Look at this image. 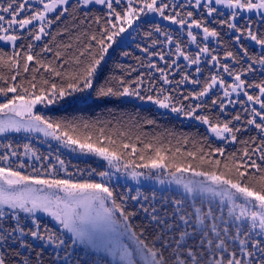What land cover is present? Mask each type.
Returning <instances> with one entry per match:
<instances>
[{
  "label": "snow or ice",
  "instance_id": "1",
  "mask_svg": "<svg viewBox=\"0 0 264 264\" xmlns=\"http://www.w3.org/2000/svg\"><path fill=\"white\" fill-rule=\"evenodd\" d=\"M37 3L42 8L34 7ZM114 3L121 5L122 0H75V3H70V0H0V42L13 49L11 55L0 49V81L3 82L0 85V97H3L0 102V117H4L0 118V134L22 130L42 132L45 137L50 136L66 146H76L72 148L73 151L78 148L81 152L102 157L117 172L123 168L133 179L154 173L166 175L170 178L169 183L183 188L184 195L171 202L170 217L167 212L161 217L153 207L151 220L155 221L158 230L146 234L144 229L139 232L133 229L129 220L135 213L127 211L123 206L125 197H121V203H117L114 190L107 183L93 180L74 182L71 173L62 178L56 173L54 165H50V170L46 169L44 175H26L19 170L25 167L24 163H20L17 169L11 163H6V166H0V264H44L42 254L35 252L33 241L42 242V247L47 245L62 249L66 246V241L55 233L48 232L47 229L41 230L40 222L35 217L37 211L52 216L63 229L71 233L73 245L79 243L87 248L103 251L112 256L116 264H264V80L254 83L242 78L255 71L253 65L264 67V53L250 56L248 49L241 43L243 37L264 49V34L257 35L250 26L242 29L235 23L242 12L264 14V0H186L188 6L198 11L206 10L207 16L213 18V23L226 25L228 29L238 33L234 40L242 49L243 57L250 61L247 68L239 70L229 63H221L218 55L213 54L215 49L210 48L207 43L201 46L197 42V34H194L193 29L202 30L205 41L210 37H220V32L210 27L203 18L204 11H200L201 18H194L193 11L182 13L176 10L177 7L184 8L185 4H173L174 14H166L169 4L163 0L159 4L158 0H127V6L122 11H117ZM90 5L105 6L108 9V19L100 31L92 33L88 37V43L75 52L69 54L67 51L57 50L53 59L46 60L42 58V53L53 51L48 44L40 52H33L32 43L27 44L26 51H22L25 48L23 44H17V41L25 38L21 34L25 30L32 40L40 41L42 37L49 35L46 29L69 13L70 8L72 14H75ZM214 5L229 9L230 19L216 20L213 14L218 13V10ZM49 13L56 15L49 18ZM147 13H158L164 20L171 21L182 29L186 26L190 42L195 43L199 49L193 54L183 51L180 42H174L171 35L162 34L166 43H175L177 57H183L188 66L196 65L197 74L201 73V57L210 60L213 67L218 69L216 74L205 79L200 91L189 94L192 99L206 97L218 85L224 90L223 97L219 98V110L222 113L226 110L224 98L230 97L232 93L237 96L242 93L251 105H259L257 109L239 101L246 114V125L254 126L259 133L258 137L246 140H238L237 134L247 132L248 129L243 125L238 127L233 124V121L242 120L240 113H236L231 120L220 121L217 118L213 123L207 115H196L197 109L201 108L199 103L188 105L187 110L183 106L171 107L172 112L194 116L208 125L217 138L242 144L240 154L230 153L222 161L213 159L212 156L213 153L224 156V148L205 151L203 146L186 152H181L178 147L169 154L171 150L164 147L158 139L140 141L142 146L138 148L136 143L124 142L123 139L118 142L107 135L103 127L96 129L98 135L94 137L80 131L81 127L85 130L94 128L92 124L46 119L33 112L41 104L46 107L59 102L88 105L111 101L113 98H136L168 108L169 103L165 101H169L170 96L161 99L159 95L154 98L153 95L142 94L152 91L151 86L142 87V79L130 82L112 76L103 83L97 82L101 64L109 49L117 42L116 37L127 30L125 25L131 27L135 19ZM84 14L88 15L87 12ZM218 15L223 16L224 13L219 12ZM100 19L96 17L98 24ZM34 22H39L38 28ZM155 31L162 32L158 26ZM76 39L79 40V37ZM217 42L222 41L218 39ZM152 43L155 45L157 41L153 40ZM57 48L68 50L72 48V44H59ZM164 58L160 54V59ZM61 59L62 63L57 64L56 61ZM229 59L236 64L241 62L237 53L225 50L224 60ZM172 65H177V61L172 60L167 66L171 68ZM5 69L10 76L3 74ZM219 69L232 78V84L226 83ZM157 71L161 73L164 84L171 83L163 68H157ZM44 73L48 74L47 78ZM24 74H29L31 78L28 79ZM53 77L58 80L52 79ZM184 82L201 84L199 79L190 80L187 74H183L177 83ZM253 88L258 89V94L249 93L248 89ZM164 91L163 87L156 89L157 93ZM228 102L237 103L231 99ZM217 103V100H212L213 105ZM119 135L123 136L122 133ZM136 139L140 140L139 137ZM8 147L11 148V145ZM24 149L25 154L32 152L35 155L29 145H24ZM10 155L14 157L17 153L12 151ZM132 156H136L141 163L130 159ZM36 159L41 157L36 156ZM9 160L8 153L0 155V162ZM59 164L67 172L64 161L60 160ZM136 169H145L147 172ZM98 175L105 178L111 174L101 171ZM197 177L201 179H194ZM160 182L164 183V180ZM39 193L44 195H38ZM127 198L139 201V195ZM216 198H219V202L213 207ZM109 201L111 207L107 206ZM6 208L9 211H5ZM144 211L148 212V209L144 208ZM21 212L31 219L30 227L25 224V217H21ZM118 225L122 226L120 235L127 234L132 241L131 245L119 241L113 244L111 235L117 232ZM13 245H18V248H13ZM6 248L14 253L13 259L7 258L4 251ZM20 249L27 250L28 254ZM33 252L35 258L32 256ZM57 258L59 259V253ZM64 264H70L67 257L64 258Z\"/></svg>",
  "mask_w": 264,
  "mask_h": 264
},
{
  "label": "trees",
  "instance_id": "2",
  "mask_svg": "<svg viewBox=\"0 0 264 264\" xmlns=\"http://www.w3.org/2000/svg\"><path fill=\"white\" fill-rule=\"evenodd\" d=\"M6 2V0H4ZM70 3H75V0H71ZM34 7L42 8V5H35ZM115 7V6H114ZM181 9V8H180ZM193 8H182L181 12L193 11L194 18H201L200 14L196 13ZM117 11H122L121 8H117ZM85 12L88 13L85 16ZM108 10L99 5H91L86 9H82L75 14H72L71 8L69 13H66L65 16L61 17L59 21H54L51 27L47 28L49 32L48 36L42 37L40 41H34L31 37L28 36L27 31L25 30L21 33L25 38L17 41V44H23L25 48L22 51L27 50V44L32 43L34 45L33 52H40L41 48L48 44L52 48V52L42 53V58L46 60H51L54 58V53L59 51H67L69 54L75 52L78 48L83 47L88 43V37L92 33H98L103 27L105 21L108 19L107 16ZM56 13H49V18H54ZM96 17H100V23L96 22ZM216 20H223L229 18L228 14L223 16L214 15ZM208 21V25L212 28H216L220 32V37L215 38V40L208 42L210 48L215 49L213 54L218 55L221 62H228L224 60L225 50H231L238 54L241 57L240 64H237V67H233L237 70L241 68H247L250 61L247 58L243 57L242 49L234 40V36L238 33L233 34L231 29H228L226 25H220L218 23H213L207 14L204 13L203 17ZM36 27H39V22H34ZM160 27L162 32L158 33L155 31L156 27ZM238 27L242 29L246 26H250L252 31L256 32L257 35L264 34V18L258 16H251L248 18H243L240 22L237 23ZM62 33V34H60ZM135 38L128 43L113 44L112 48L109 49L108 54L105 57V60L102 62L99 69L98 83H103L105 79H108L112 76L118 78H123L126 81H136L143 80V88H149L151 86L152 91L143 92L144 95H153L156 98L157 95L162 99L164 96H170L171 99L168 102L172 106L181 107L183 106L187 110L188 105L201 104V108L197 109L196 115H207L213 123L216 122L217 118L220 121L231 120L236 113H240L242 120L240 122L233 121V124L236 126L243 125L248 129L247 132L238 133V140H246L249 137H258V130L254 129V126H248L245 123L246 114L243 111V108H237L234 111H230L229 108L222 113L219 110V98L222 97L221 93H212L208 98L202 97L200 99H192L189 95L190 93H195L200 91L203 86V82L210 75L216 73L215 69L211 68L207 63H201L199 67L201 68V73L197 74L195 71L196 65L188 66L184 61H178L177 65H172L169 68L167 65H170L172 60L175 59V43L169 45L165 41V36L162 33H167L172 36L174 42H180L182 50L188 54H193L196 51L189 47L188 39L183 37L181 32L168 24H164L162 21L156 19H146L143 20L135 32ZM53 34H55V40H53ZM151 34V35H149ZM79 37V40L76 39ZM222 42L218 43L217 40ZM153 40H156L157 43L153 45ZM72 44V48L65 50L63 48H57L59 44ZM241 43L245 48L248 49L250 56H260L264 53V49L260 50L255 45L250 44V39L243 38ZM204 43H202L203 46ZM0 49L6 51L11 55L13 49L10 46L0 44ZM147 49V51H144ZM172 53V55H169ZM160 54L164 55V60L160 59ZM57 64L62 63L56 61ZM155 65L156 67H152ZM68 67V66H65ZM232 67V66H231ZM157 68H163L164 72L168 75L170 84H164L161 80V73L157 71ZM4 75L10 76L11 74L5 69L3 72ZM187 74L191 79H199L201 84H193L191 82L177 83L181 80L182 75ZM30 79L29 74H24ZM45 77H48L47 73H44ZM223 75V74H222ZM264 76L260 77L258 73L254 76L246 75L248 82L259 83ZM20 78L18 77V80ZM57 79L58 78H52ZM264 80V79H263ZM11 83V81L9 80ZM3 82L0 81V85ZM27 87V84H25ZM135 86V85H133ZM163 87L165 91L163 93H157L156 89ZM31 91V89H29ZM253 94H258L256 90L253 91ZM188 96V99L184 97ZM212 100H217L218 105H213ZM3 101V97H0V102ZM37 114L44 116L46 119H52L57 121L64 122H75L81 124L87 122L94 125V128L85 130L81 127L80 131L84 134H92L94 137L98 135L96 129L103 127L105 133L110 135L113 139H116L118 142L123 139L124 142L136 143L137 147H141L140 141L150 142L154 140H159L162 142L163 146L170 149L171 152H174L176 148H180L181 152L194 151L196 148L203 146L205 151L215 149L217 147H222L225 150V155L220 156L218 153H213V159L224 160L230 153L236 152L240 154V149L243 148V145L240 143H233L230 141H223L213 134L210 133L208 129L202 124L196 122L186 123L180 117H175L173 115L163 113L158 109H155L154 106L150 107H141L137 103L133 102L132 98H123L115 99L111 101L99 102V103H90L88 105L84 104H71L63 102V105L59 108L53 110H43L39 109ZM152 121V123H148ZM120 133L123 136L119 135ZM139 137L138 141L136 138ZM187 140V143H185ZM257 139V143H258ZM106 143V142H105ZM130 151V149H129ZM179 155V153H177ZM127 159V158H126ZM136 163H141L136 156L130 157ZM82 165H87L91 163H81ZM92 168L96 172L107 171L111 174L107 167L98 166L92 163ZM199 170V169H198ZM72 180L81 181L84 180H93L95 182H107L106 180H100L99 178L93 177H82L75 178L71 177ZM113 178V177H109ZM113 190L117 198V203H121V198L118 196L116 190L112 185L108 184ZM171 198L180 199L179 195L172 194ZM182 198V197H181ZM123 206L129 212H134L135 215L130 217L129 223L133 226V229L137 232L142 229L145 230L146 234L154 233L156 230L155 221L151 220L150 213L154 205H146L145 208L148 209V212H145L143 209H140L138 205L129 204ZM157 211L161 217L165 216L167 212L170 217L171 212V203L167 206L162 205L157 208ZM35 247V252H40L42 254V259L44 264H58L55 260V256L51 254L50 251L46 250L41 245H37L33 242ZM13 248H18L13 246ZM21 251L27 253V250L20 249ZM9 260L13 259L14 253L11 249H4ZM35 252L32 253L33 258H35Z\"/></svg>",
  "mask_w": 264,
  "mask_h": 264
},
{
  "label": "rangeland",
  "instance_id": "3",
  "mask_svg": "<svg viewBox=\"0 0 264 264\" xmlns=\"http://www.w3.org/2000/svg\"><path fill=\"white\" fill-rule=\"evenodd\" d=\"M71 1V0H70ZM161 2V0H158V4ZM164 3L169 4V8L166 10V14H174L172 5H180L185 4L184 8H192L191 6H188L186 3V0H163ZM36 5H39L38 3ZM35 6V5H34ZM91 6V5H90ZM101 6V5H99ZM117 8H121L123 10L124 7L127 6V0H122L121 5H115ZM139 6V5H137ZM217 7L218 13L223 12L224 15L228 14L230 16V10L220 6V5H214ZM106 8L105 6H102ZM107 9V8H106ZM194 9V8H193ZM108 10V9H107ZM177 11H181L179 7L176 8ZM196 13L200 14V11H204L205 14L206 10L201 9L200 11L194 10ZM218 13H214V15H217ZM251 16H258L261 18H264V14H257L255 11L249 13V12H242L240 16L237 17L235 23L240 22L243 18H248ZM210 18V17H209ZM146 19H156L158 21H162L164 24L171 25L175 28H177L183 37H186L188 39V45L190 48L194 49L196 52H198V48L195 43L190 42V38L187 36V28H181L179 25L173 24L171 21L164 20L158 13H147V14H141L139 19H135L133 21V24L131 27H126V31L124 33H121L120 36L116 37V43L115 44H121V43H128L131 42L135 36L136 31L138 27L140 26L141 22ZM212 19V18H210ZM47 30V29H46ZM194 34H197V42L200 43L202 46V43H208L210 41L215 40V38H208L207 41L203 39V32L200 29H193ZM233 34L235 32L231 30ZM0 44H3L0 42ZM251 45H255L258 47V49L262 50L259 45H257L254 41L250 40ZM176 61H184L185 64L188 65V62L183 59V57H177L175 55ZM230 61V59L228 60ZM201 63H207L211 68L215 69L216 73L218 69L216 67H213L212 62L210 60H206L205 57H201ZM221 63H224L222 61ZM232 67H237V64L234 62L232 65L229 63ZM255 71L251 73H247L246 75H252L254 76L256 73L259 74L260 77L264 76V67L260 65H253ZM214 73V74H216ZM220 75H222L226 81L227 84H232L233 80L231 77H229L226 73H223L222 69H219ZM246 78V77H242ZM247 79V78H246ZM264 77L261 79L263 80ZM256 90L258 92V89H248L250 94H253V91ZM223 89H221L218 85L215 86L213 89H211L206 96L208 98L212 93H221L223 97ZM231 91V89H229ZM229 99L237 101V103L232 104L229 103ZM133 102L137 103L141 107H150L154 106L155 109L160 110L163 113H167L170 115H173L175 117H180L184 122L186 123H192L196 122L198 124L204 125L206 129L209 130V126L206 124H203L201 121L195 119V117H188L185 116L183 113H175L171 111L172 105L169 104L168 108H161L159 105L152 103L151 101H141L136 98H132ZM239 101H244L245 106L248 107H256L259 109V105H251L249 102H247V98L241 93L239 96L236 95V93H232L230 97L224 98V103L226 104V108H229L230 111H234L237 108H243V106L239 103ZM168 103V102H166ZM63 105V102H59L50 106L45 105H37L35 109H33V112L37 114V111L39 109L43 110H53L56 108H59ZM218 105V104H217ZM4 118V117H0ZM19 119V118H15ZM26 122V121H25ZM210 131V130H209ZM211 134H213L210 131ZM215 136V134H213ZM8 145H11V148L8 147ZM24 145H29L30 148L35 152V155L32 154V152H29L25 154ZM76 146H66L60 141H57L53 139L52 137H45L42 132H7L5 134H0V155H3L5 153L9 154L10 160L9 162H0V166H6V163H11L14 169L18 168V165L20 163H24L25 167L23 169H19L23 172V174L26 175H44L45 170L49 169L50 165L55 166L56 173L58 176L62 178H66L67 173H71V177L75 178H82V177H96L99 178L101 181L106 180L105 178H101L96 170L92 168V163L98 165L107 167L109 171L111 172V177H107V184L112 185V187L115 188L118 196L125 197L123 200L125 205L129 204H135L138 205L140 209L145 208L146 205L152 204L157 209L158 207H161L162 205L167 206L169 203H171L174 199L170 196L172 194L179 195L181 198L184 195V190L182 187L176 185L175 183H169V179L166 175H160L159 173H154L151 176H140L137 179H133L130 175H128V172L125 171L123 168L119 172L116 171L115 168H112L109 166L108 162L104 160L102 157L96 156L92 153L88 152H81L78 148H76L75 151L72 150ZM15 151L17 153L16 156H11V152ZM36 156L41 157V159L37 160ZM64 161V168H66L67 172H65L59 164V161ZM82 162L91 163L87 165H82ZM35 169V171H34ZM50 170V169H49ZM95 170V171H93ZM137 171H144L147 172L145 169H136ZM128 171H131L129 169ZM92 173L90 176L89 173ZM186 176H190V174H185ZM194 179H201V178H194ZM164 180V183H161L160 181ZM40 187V186H36ZM38 195H44V193H39ZM59 195H63V193H59ZM139 195V201H135L132 199H129L127 197L131 196H137ZM147 198V199H145ZM210 198V197H209ZM219 202V198H216V200L213 202V207H215V204ZM189 203H191V200L189 199ZM107 206L111 207V202L109 201ZM205 210H207V203H205ZM5 211H9L7 208ZM21 217H25V224L27 226H31V219L27 218V214L20 213ZM117 217H119V213L116 214ZM217 215H219V212H217ZM224 215L227 216V208L224 209ZM36 219L40 222L41 230L44 231V229H47L48 232L55 233L60 238L64 239L66 241V246L62 249H57L54 246H43L46 250L50 251L51 254L55 256V260L58 264H64V258L67 257L70 264H116L112 256L107 255L103 251H96L91 248H87L84 245H81L79 243L73 245L71 242V233L67 232V230L62 228V225L59 224L58 221H56L52 216L48 215L45 212L37 211L35 213ZM122 229L121 225L117 226V232L113 233L111 235V240L113 244H115L117 241L123 244H132V241L129 240L127 234L120 235V231ZM28 239H31L30 237ZM37 245H41L42 242L39 241H33ZM18 247V245H13ZM57 253H59V259L57 258Z\"/></svg>",
  "mask_w": 264,
  "mask_h": 264
}]
</instances>
